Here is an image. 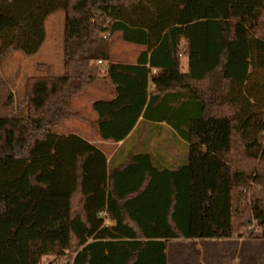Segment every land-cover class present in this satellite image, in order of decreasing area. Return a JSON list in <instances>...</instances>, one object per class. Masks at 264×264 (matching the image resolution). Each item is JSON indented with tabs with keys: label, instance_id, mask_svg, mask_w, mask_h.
I'll return each instance as SVG.
<instances>
[{
	"label": "trees",
	"instance_id": "trees-1",
	"mask_svg": "<svg viewBox=\"0 0 264 264\" xmlns=\"http://www.w3.org/2000/svg\"><path fill=\"white\" fill-rule=\"evenodd\" d=\"M58 11L64 74L28 78L22 111L0 73V264H168L169 241L264 240V0H0V65L36 55ZM115 36L143 49L135 65L114 62ZM97 85L116 98L90 121L73 102ZM72 119L122 146L108 160L57 134Z\"/></svg>",
	"mask_w": 264,
	"mask_h": 264
},
{
	"label": "rangeland",
	"instance_id": "rangeland-1",
	"mask_svg": "<svg viewBox=\"0 0 264 264\" xmlns=\"http://www.w3.org/2000/svg\"><path fill=\"white\" fill-rule=\"evenodd\" d=\"M64 21L65 14L63 11L50 15L46 21V40L41 50L34 56H26L18 52L12 53L0 65L1 76L11 86L17 105L22 111H25L21 103L28 78L47 77L50 75L62 76L64 74ZM111 42V53L115 63L129 66L135 65L137 57L142 51L141 47L126 44L118 36H115ZM181 60L183 71L187 72L188 57L182 55ZM100 66L103 72L106 65L102 64ZM102 86L104 85L90 87L73 102V108L81 111L84 117L90 121L98 119V115L94 110V102L102 98L104 93H108V88H103ZM57 134H73L89 142H106V144L101 145L102 147L95 145L106 156L112 154L116 147L114 143L102 140L98 131L90 124L77 119L66 121L58 128ZM248 235L249 232L243 238H233L225 241H169L167 245L168 264H264V240L259 238L261 231L254 230L253 235L256 237L254 239H248ZM40 264L69 263L66 260L55 262L53 257H44Z\"/></svg>",
	"mask_w": 264,
	"mask_h": 264
},
{
	"label": "crops",
	"instance_id": "crops-1",
	"mask_svg": "<svg viewBox=\"0 0 264 264\" xmlns=\"http://www.w3.org/2000/svg\"><path fill=\"white\" fill-rule=\"evenodd\" d=\"M143 50V49H142ZM137 61V60H136ZM135 64H136V62H135ZM153 73L155 74L156 72L155 71H153ZM103 88H108L107 90H108V93H104L103 94V97L102 98H99V100H96L95 102H98V101H107V100H112V99H115L116 98V94L114 93V89H112V87H108V86H102ZM94 102V103H95ZM95 121V120H94ZM141 121H143V118H140L139 119V122H141ZM138 122V123H139ZM159 126L158 127H160L158 130H160V138H167V136L170 134V129H169V127L165 124V123H163V124H158ZM149 126V124H147V127ZM93 131V130H92ZM94 132V131H93ZM93 134V133H92ZM92 134H91V136H92ZM59 135H62V134H59ZM65 135H71V134H65ZM145 136V135H144ZM83 139V138H82ZM85 140V139H84ZM87 141V140H86ZM89 142V141H88ZM91 144H93L94 146L95 145H99L100 147H102L101 145H104V144H106V142L104 143V142H100V141H96V142H90ZM110 143V142H109ZM112 144V143H111ZM122 144H123V142H120V143H118V144H116V143H114V146H116L115 147V149H114V151H113V153L112 154H110L109 156H107V158H108V160H110L114 155H115V153L117 152V150L122 146ZM98 148V147H97ZM102 151V150H101ZM103 152V151H102ZM104 153V152H103ZM178 153V152H177ZM177 157V155H175V158Z\"/></svg>",
	"mask_w": 264,
	"mask_h": 264
},
{
	"label": "built area",
	"instance_id": "built-area-1",
	"mask_svg": "<svg viewBox=\"0 0 264 264\" xmlns=\"http://www.w3.org/2000/svg\"><path fill=\"white\" fill-rule=\"evenodd\" d=\"M99 64H100V65H102L103 63H102V62H99ZM105 65L107 66L108 64H107V63H105Z\"/></svg>",
	"mask_w": 264,
	"mask_h": 264
}]
</instances>
